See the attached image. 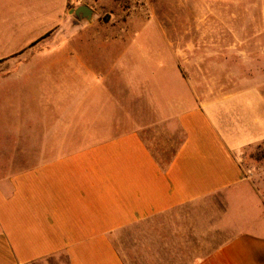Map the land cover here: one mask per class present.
Instances as JSON below:
<instances>
[{
    "label": "crops",
    "instance_id": "0c3cea01",
    "mask_svg": "<svg viewBox=\"0 0 264 264\" xmlns=\"http://www.w3.org/2000/svg\"><path fill=\"white\" fill-rule=\"evenodd\" d=\"M69 2L0 0V53L14 54L0 55V95L11 83L30 87L50 118L35 157L0 159V264H264V232L245 229L253 221L242 207L252 199L264 209L253 187L261 165L244 162L264 143L263 95L201 96L171 47L169 62L75 69L74 49L45 47L68 30ZM42 52L72 70L56 93L48 78L2 75L19 55Z\"/></svg>",
    "mask_w": 264,
    "mask_h": 264
},
{
    "label": "rangeland",
    "instance_id": "374dc122",
    "mask_svg": "<svg viewBox=\"0 0 264 264\" xmlns=\"http://www.w3.org/2000/svg\"><path fill=\"white\" fill-rule=\"evenodd\" d=\"M82 7L90 10L89 17L84 11L76 12ZM68 9V30L62 35L52 34L50 45L45 47H53L54 52L60 46L74 49L77 54H70L68 61L76 65L75 69L80 63L109 65L119 59L132 66L169 62L171 47L182 73L194 82L201 96L210 88L212 92L254 88L264 97V0H70ZM48 39L36 47H44ZM0 55L7 59L14 54L4 51ZM61 58L63 55L49 52L30 53L25 59L19 55L18 69L2 75L9 80L48 78L57 83L53 86L56 93L63 79L61 72L72 71L62 70ZM29 88L11 83L0 95V159L35 157L45 141L43 134L50 118L47 124L43 103L30 98ZM37 88L45 89L40 83ZM15 93L25 94L28 100ZM69 94L72 98L67 104L74 107L77 87L70 86ZM60 102H54V121L64 105ZM244 162L261 165L257 166L253 187L262 195L264 205V143L246 149ZM242 207L254 222H245V229L263 233L264 209L252 199Z\"/></svg>",
    "mask_w": 264,
    "mask_h": 264
},
{
    "label": "water",
    "instance_id": "95a60500",
    "mask_svg": "<svg viewBox=\"0 0 264 264\" xmlns=\"http://www.w3.org/2000/svg\"><path fill=\"white\" fill-rule=\"evenodd\" d=\"M80 11H82V12L84 11L85 12V16H88L89 17V15H91L90 10H88V8H86V7H82L80 9H78L76 12L78 13Z\"/></svg>",
    "mask_w": 264,
    "mask_h": 264
},
{
    "label": "trees",
    "instance_id": "16d2710c",
    "mask_svg": "<svg viewBox=\"0 0 264 264\" xmlns=\"http://www.w3.org/2000/svg\"><path fill=\"white\" fill-rule=\"evenodd\" d=\"M47 37L49 36V34L48 35H46ZM46 36L45 37H43V38H41V39H39L38 41H36V43H34L33 45H35V44H38L39 42H41V40H43L44 38H46Z\"/></svg>",
    "mask_w": 264,
    "mask_h": 264
}]
</instances>
